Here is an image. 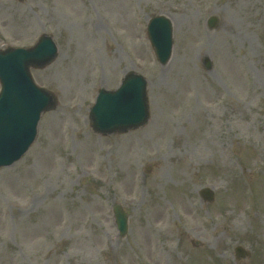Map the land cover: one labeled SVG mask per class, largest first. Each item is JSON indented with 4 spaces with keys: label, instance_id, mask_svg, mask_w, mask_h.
<instances>
[{
    "label": "rangeland",
    "instance_id": "374dc122",
    "mask_svg": "<svg viewBox=\"0 0 264 264\" xmlns=\"http://www.w3.org/2000/svg\"><path fill=\"white\" fill-rule=\"evenodd\" d=\"M158 15L173 25L166 65L147 36ZM214 15L221 23L210 30ZM43 33L58 57L32 75L59 105L26 155L0 170V257L264 264V0H0V48L33 45ZM131 70L149 82V123L94 134L98 91ZM204 187L213 202L202 200ZM115 203L129 214L124 239ZM238 245L252 256L238 262Z\"/></svg>",
    "mask_w": 264,
    "mask_h": 264
},
{
    "label": "water",
    "instance_id": "95a60500",
    "mask_svg": "<svg viewBox=\"0 0 264 264\" xmlns=\"http://www.w3.org/2000/svg\"><path fill=\"white\" fill-rule=\"evenodd\" d=\"M218 24L216 17L208 21L211 29ZM148 34L159 62L167 64L173 50L171 21L165 16L153 18ZM56 57L57 47L46 35L34 48L0 51V169L24 156L36 139L42 115L57 108L56 95L38 87L31 75L32 68L43 69ZM205 63L210 68L208 59ZM147 84L141 75L130 72L116 91L102 89L90 113L92 130L111 135L143 127L149 119ZM124 96L126 102L122 101ZM202 195L206 200L213 198L207 190ZM114 212L124 237L128 231L127 217L120 207Z\"/></svg>",
    "mask_w": 264,
    "mask_h": 264
},
{
    "label": "flooded vegetation",
    "instance_id": "af4514ba",
    "mask_svg": "<svg viewBox=\"0 0 264 264\" xmlns=\"http://www.w3.org/2000/svg\"><path fill=\"white\" fill-rule=\"evenodd\" d=\"M0 264H8L4 255L2 258L0 257Z\"/></svg>",
    "mask_w": 264,
    "mask_h": 264
},
{
    "label": "bare ground",
    "instance_id": "6f19581e",
    "mask_svg": "<svg viewBox=\"0 0 264 264\" xmlns=\"http://www.w3.org/2000/svg\"><path fill=\"white\" fill-rule=\"evenodd\" d=\"M127 98L124 96L122 97V101L126 102Z\"/></svg>",
    "mask_w": 264,
    "mask_h": 264
}]
</instances>
